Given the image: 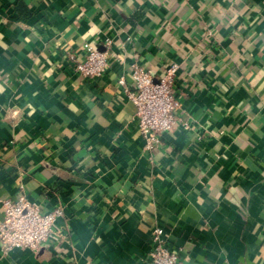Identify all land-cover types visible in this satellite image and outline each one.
I'll return each mask as SVG.
<instances>
[{"label":"crops","instance_id":"0c3cea01","mask_svg":"<svg viewBox=\"0 0 264 264\" xmlns=\"http://www.w3.org/2000/svg\"><path fill=\"white\" fill-rule=\"evenodd\" d=\"M85 44L99 78L66 60ZM133 64L178 67L152 149ZM22 193L61 237L0 264H148L155 228L182 264H264V0H0V220Z\"/></svg>","mask_w":264,"mask_h":264},{"label":"built area","instance_id":"2783aa9c","mask_svg":"<svg viewBox=\"0 0 264 264\" xmlns=\"http://www.w3.org/2000/svg\"><path fill=\"white\" fill-rule=\"evenodd\" d=\"M84 55L79 60L75 54L67 53L66 60L71 62L72 70L81 78H99L108 67L107 50L99 52L85 44ZM177 65L167 67L158 78L150 70L133 64L130 69L132 89L127 98L135 107L138 131L146 149L159 143V135L170 131L176 123L181 104L174 89ZM118 83L124 85L123 78ZM0 251L7 254L13 249L38 252L51 237L60 238L54 223L63 215L60 207L43 211L41 207L22 193L15 201L1 202ZM148 264H182L179 251L166 245L163 230L155 228L152 249L148 254Z\"/></svg>","mask_w":264,"mask_h":264}]
</instances>
